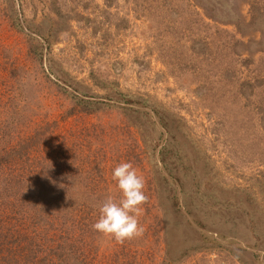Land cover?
<instances>
[{
  "label": "rangeland",
  "instance_id": "obj_1",
  "mask_svg": "<svg viewBox=\"0 0 264 264\" xmlns=\"http://www.w3.org/2000/svg\"><path fill=\"white\" fill-rule=\"evenodd\" d=\"M11 145L86 224L121 161L145 178L143 236L93 264H264V0H0Z\"/></svg>",
  "mask_w": 264,
  "mask_h": 264
},
{
  "label": "trees",
  "instance_id": "obj_2",
  "mask_svg": "<svg viewBox=\"0 0 264 264\" xmlns=\"http://www.w3.org/2000/svg\"><path fill=\"white\" fill-rule=\"evenodd\" d=\"M30 152L12 145L0 152V264H93L101 235L92 228L93 216L90 224L84 217L94 212L93 203L40 200L29 184L37 172L27 166ZM57 191L64 194L66 185Z\"/></svg>",
  "mask_w": 264,
  "mask_h": 264
},
{
  "label": "clouds",
  "instance_id": "obj_3",
  "mask_svg": "<svg viewBox=\"0 0 264 264\" xmlns=\"http://www.w3.org/2000/svg\"><path fill=\"white\" fill-rule=\"evenodd\" d=\"M112 179L120 195L118 198L108 195L102 202L93 230L118 243L142 237L145 229L139 222V215L141 206L148 200L144 191L145 178L131 162L121 161L113 169Z\"/></svg>",
  "mask_w": 264,
  "mask_h": 264
}]
</instances>
